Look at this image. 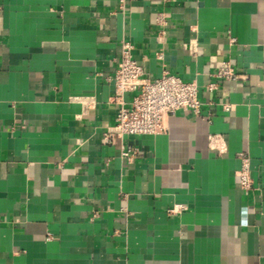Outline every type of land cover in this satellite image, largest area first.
<instances>
[{"label":"crops","instance_id":"obj_1","mask_svg":"<svg viewBox=\"0 0 264 264\" xmlns=\"http://www.w3.org/2000/svg\"><path fill=\"white\" fill-rule=\"evenodd\" d=\"M123 41L200 115L106 143ZM0 264H264V0H0Z\"/></svg>","mask_w":264,"mask_h":264},{"label":"built area","instance_id":"obj_2","mask_svg":"<svg viewBox=\"0 0 264 264\" xmlns=\"http://www.w3.org/2000/svg\"><path fill=\"white\" fill-rule=\"evenodd\" d=\"M126 1L117 0L118 8L123 9ZM157 19L162 20L161 15ZM131 50L132 45L123 41L112 78L114 94L110 98V102L117 106V111L115 123L107 127L102 134L106 143L115 138L122 139L124 136L162 133L166 130L163 125L164 115L173 114L178 109L190 111L196 116H199L201 112L199 89L195 82H186L167 71L159 77L150 78L144 75L142 66L132 57ZM214 75L226 81L244 78V75L236 72L229 61L222 62ZM214 86L209 84L208 90H212ZM128 92L133 96L131 100L125 101L124 94ZM223 109L228 111L229 105L224 104ZM121 154L130 160L135 152L123 150ZM239 157L241 165L236 174L239 177L240 186L245 190L250 189L252 180L249 174V159L245 154H239ZM178 208L182 207L178 206Z\"/></svg>","mask_w":264,"mask_h":264}]
</instances>
